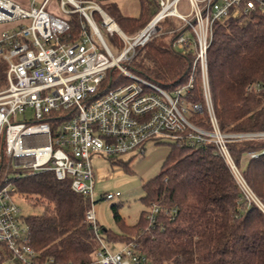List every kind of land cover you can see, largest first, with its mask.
<instances>
[{
    "label": "built area",
    "instance_id": "obj_1",
    "mask_svg": "<svg viewBox=\"0 0 264 264\" xmlns=\"http://www.w3.org/2000/svg\"><path fill=\"white\" fill-rule=\"evenodd\" d=\"M49 1L38 4L32 0L27 7L15 0H0V23L13 24L0 32V57L7 63V84L0 88V244L11 253L8 264H55L52 259L41 260L30 243L29 226L17 201L23 196L16 183L20 177L52 171L58 179L70 178L72 188L90 198L87 219L98 230L92 155L118 158L125 153H143L152 140L214 143L229 164L242 199L264 212V203L229 149L230 141L264 138V131L227 132L220 128L208 65L215 23L230 16L247 18L256 10L264 12V0H188V11L179 8L182 0H155L157 10L133 33H127L99 0H58L56 12L61 15L47 9ZM74 14L82 17L77 35L72 31ZM168 17L182 23L163 30ZM177 31L174 46L181 51L193 48L195 58L188 82L168 89L137 73L132 64L138 51L153 38ZM198 74L210 128L197 125L190 117L204 108L186 98ZM261 87L253 83L247 90ZM28 109L33 111L29 119ZM257 155L249 153L250 157ZM122 195L117 189L103 197ZM160 210L154 205L149 212L152 223ZM98 238L96 264L149 262L135 242L113 252L100 235Z\"/></svg>",
    "mask_w": 264,
    "mask_h": 264
},
{
    "label": "trees",
    "instance_id": "obj_2",
    "mask_svg": "<svg viewBox=\"0 0 264 264\" xmlns=\"http://www.w3.org/2000/svg\"><path fill=\"white\" fill-rule=\"evenodd\" d=\"M140 17L121 12L118 4H103L118 24L133 33L143 27L158 8L155 0H140ZM230 16L214 25L208 50L209 83L219 126L223 131H264V12L256 10L245 18ZM82 17L72 16L73 33ZM168 17L164 30L175 28ZM179 31L156 36L137 53L132 67L141 75L168 89L186 84L192 70L193 48L178 50L173 40ZM7 63L0 57V88L7 84ZM259 83L260 90L248 91ZM186 98L204 105L190 117L210 128L200 74ZM171 146L160 173L143 184L145 209L139 219L127 223L118 204H113L119 230L87 219L90 198L76 192L71 179H58L52 171L28 173L17 180L21 194L34 197L37 213L25 217L31 245L41 260L55 264H96L99 235L111 242H135L149 259L147 264H264V212L248 204L236 178L212 142L191 144L177 139L157 140ZM238 167L248 159L243 175L264 203V138L229 142ZM257 152L250 157L249 153ZM119 160V161H118ZM113 162H120L121 159ZM126 169L129 162H124ZM96 201V200H95ZM160 207L157 220L148 214ZM11 253L0 244V264H8ZM21 264V263H15Z\"/></svg>",
    "mask_w": 264,
    "mask_h": 264
},
{
    "label": "rangeland",
    "instance_id": "obj_3",
    "mask_svg": "<svg viewBox=\"0 0 264 264\" xmlns=\"http://www.w3.org/2000/svg\"><path fill=\"white\" fill-rule=\"evenodd\" d=\"M18 3L29 7L32 0H15ZM102 4H109L116 2L121 10L126 15L140 17L142 12V6L140 0H99ZM38 4L42 3V0H37ZM58 0H50L47 9L55 11L57 15H61L58 11ZM181 11H188L190 9L188 0H182L180 3ZM112 16L109 12H107ZM113 17V16H112ZM97 20L101 19V15L96 13ZM114 18V17H113ZM176 22H172L176 27L180 26L181 20L176 19ZM118 23V22H117ZM12 23H0V32L5 28H12ZM164 30V29H163ZM106 34V32L104 31ZM167 33H162L164 35ZM77 35V34H76ZM158 35V36H160ZM171 38L172 34H167ZM107 36V34H106ZM115 43L120 46L117 36L113 37ZM139 52V51H138ZM138 73V72H137ZM26 117L32 118L33 111L28 109L26 111ZM18 119H24L23 115H18ZM171 146L168 142H157L155 140L148 141L145 145L143 153L130 152L120 155L118 158H113L105 154H93L92 165L95 173L96 190L95 199L93 203V210L95 216L100 225H104L107 228L113 230H119V224L114 219L113 204L120 205V213L127 223H135L142 210L145 209V205L142 201L144 195L143 184L150 178L160 173L162 164L170 150ZM121 159L124 162H129V168H125L126 164L123 162H113L114 160ZM248 155H244L242 158V167L246 165ZM119 161V160H118ZM123 191V195L114 199H106L103 194L107 191L115 190ZM17 201L21 207V213L24 217L32 213H37L41 210L40 206H34L36 201L34 197L23 195L18 197ZM105 243L110 251H117L122 242H109L106 239Z\"/></svg>",
    "mask_w": 264,
    "mask_h": 264
},
{
    "label": "crops",
    "instance_id": "obj_4",
    "mask_svg": "<svg viewBox=\"0 0 264 264\" xmlns=\"http://www.w3.org/2000/svg\"><path fill=\"white\" fill-rule=\"evenodd\" d=\"M132 224H133V223H132ZM122 245H123V244H122ZM122 245H121V246H122Z\"/></svg>",
    "mask_w": 264,
    "mask_h": 264
},
{
    "label": "bare ground",
    "instance_id": "obj_5",
    "mask_svg": "<svg viewBox=\"0 0 264 264\" xmlns=\"http://www.w3.org/2000/svg\"><path fill=\"white\" fill-rule=\"evenodd\" d=\"M113 25V24H112Z\"/></svg>",
    "mask_w": 264,
    "mask_h": 264
}]
</instances>
